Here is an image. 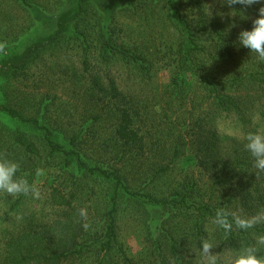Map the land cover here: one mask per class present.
<instances>
[{
	"label": "rangeland",
	"instance_id": "rangeland-1",
	"mask_svg": "<svg viewBox=\"0 0 264 264\" xmlns=\"http://www.w3.org/2000/svg\"><path fill=\"white\" fill-rule=\"evenodd\" d=\"M79 1L28 0L38 9L39 14L34 15L20 0H0V45H3L0 48V105L18 111L25 118H39L42 123L49 121L48 117V125L56 129L59 142L67 143L93 124L92 119L85 122L84 115L92 108L96 111L86 93L88 83L85 85L79 80L87 58V46L91 50L89 56L96 61L99 46L106 37H111L116 45L138 49L154 67L151 77L143 78L121 60H114L111 65L120 92L132 100L138 112L134 126L141 138L140 154H128L123 163H117L112 139L116 117L106 115L94 123L92 129L97 132L96 139L90 136L83 147H69L80 151L88 164L108 170L118 167L129 172L131 161L142 164L136 174L128 175L131 191L140 195L130 196L120 190L116 214L118 246L110 254L105 253L100 242L105 238L109 223L107 215L112 208L114 183L99 174L80 172L77 162L68 165L64 155L51 153L43 132L12 119L0 108V153L18 161L21 172L27 173L42 192L39 200L25 198L18 206L17 217L11 220L7 218L8 208L4 202L10 196L0 194V256L8 238L22 231H47L55 222L64 219L62 210H55L48 197L51 190L57 188L72 199L75 207L87 209V221L83 219V222L90 223L91 228L84 229L81 239L88 244L98 240L81 255L72 256L61 264H126L119 247L133 263L145 264L149 260L150 247L157 243L161 242L167 252V228L172 227L177 232L176 237L192 240L190 227L193 224V220H187L190 214L154 203L146 195L170 201L173 191H183L185 183L197 180L198 186L188 204L199 207L210 201L221 207L226 199L221 196L236 192V186L229 191L220 182L237 177L238 170L231 168L229 175L215 184L214 179L220 176L212 175V168H205L203 162L200 164L204 156L196 152L198 128L194 127L201 116L206 129L204 136L201 135L203 139L211 135L208 131L220 138L216 154L219 165L243 153L247 126L240 123L237 115L221 110L211 112L214 95L206 83L228 85L234 78H245L252 69L264 64L238 41L242 30L251 29L262 5H242L235 9L229 7L226 0H198L202 5L199 9L195 0H173L196 32L197 44L202 48L196 65L188 63L186 67L190 68L180 76L185 88L181 94L176 90L172 92V83L179 72V58L187 51L188 43L184 23L169 9L168 0H88L82 18L70 26L67 34L52 39L60 14L75 8ZM210 8L212 16L205 14ZM233 10L242 11L248 18L232 16ZM224 47L227 55L221 56ZM28 48L36 52L24 63L22 54ZM262 71L253 73L261 75ZM253 110L256 113V108ZM18 132L33 145L35 153L16 142ZM175 133L177 137L183 134L186 145L171 168L153 182L154 174L150 170L156 164L171 161ZM38 168L43 169L42 175L36 174ZM253 172L257 174L256 170ZM207 227L212 236L215 226L210 222Z\"/></svg>",
	"mask_w": 264,
	"mask_h": 264
},
{
	"label": "trees",
	"instance_id": "trees-1",
	"mask_svg": "<svg viewBox=\"0 0 264 264\" xmlns=\"http://www.w3.org/2000/svg\"><path fill=\"white\" fill-rule=\"evenodd\" d=\"M88 0H80L78 5L70 10L64 11L60 14L57 21V31L51 37L59 38L60 36L67 34L70 30V26L77 23L85 13V4ZM196 6L199 9L202 8L201 3L195 0ZM227 1V0H226ZM22 5L33 12L34 15H38V9L34 8L28 0H20ZM169 9L175 14V16L184 23L186 39L188 43V49L184 55L179 58L178 70L179 72L173 78L172 92L178 91L183 93L184 79H181V74L186 70L187 64L195 66L199 57V51L202 48L197 44L196 32L189 24L186 17L183 15L181 9L174 3L173 0L167 2ZM199 4V5H198ZM242 5H232L235 9H240ZM103 44L99 46V57L97 61L91 58L90 47L87 46L86 54L87 58L84 60L83 68L79 74V80L83 84H87V96L94 108L90 110L89 114L84 115V121L87 122L92 119L93 124L86 129H82L78 134L72 136L69 142H59L57 139L56 129H52L48 124L49 121L42 123L39 118H25L18 111L2 107L12 119L28 124L31 128L44 133L45 141L51 150L52 154H62L67 160V164L71 165L72 161L77 162V169L80 172H87L90 174H99L104 178L111 180L114 185V197L112 198V208L108 212V227L105 238L100 243L101 249L110 254L115 246H118V232L116 225V214L118 213V199L120 197V190H124L126 194L130 196H138L140 194L131 191L128 182L129 174H136L142 167V164L131 161L130 171H126L124 168L112 167L111 170L104 169L98 166H92L88 164L83 158L80 151L71 149L73 146H82L84 142H87L90 136H97V132L93 131L94 123L101 119L103 116H115L116 127L112 132V139L114 143V153L117 163H123L125 157L129 154H136L141 147L140 136L137 129H135L134 117L138 115L137 110L130 98H127L120 92V87L116 83V79L113 77L112 62L114 60H121L127 66L132 67L136 74L143 76V78L151 77L154 70L153 65L147 62L145 56L138 52V49L132 50L128 46L116 45L113 43L112 38H104ZM226 47L221 51V56H226ZM36 50L28 48L24 51V63H27L29 59L34 56ZM249 70V69H248ZM256 70H263L261 75L253 73ZM253 72L247 73L246 77H236L228 83V85H219L217 83H206V86H210V91L214 95L213 103L214 109L211 112L223 111L228 115H237L240 117V123L246 125L247 132L255 131L257 129L264 130V64L256 69H252ZM253 73V74H252ZM261 76V77H260ZM211 84V85H209ZM204 99H202V102ZM140 102V101H139ZM183 105V102L181 103ZM201 106V105H200ZM256 108V113L253 110ZM252 109V110H251ZM93 110V111H92ZM251 110V111H250ZM208 113V116L211 114ZM253 112V113H252ZM45 116V115H44ZM203 117L199 116L195 121V127L198 131L197 136V153L203 155L204 159L202 166L208 169L212 168V175L220 176L214 179L215 184H219V179L227 177L231 172V168L238 170L237 177L231 179L221 180V184L224 185L225 190L231 191V187L236 186V192L230 195H223L226 197L222 206L230 208L232 211L234 208L240 209L238 214L244 216H254L258 211L264 209V175L258 176L253 170L252 161L249 155L243 151L240 156L236 158H229L222 165L216 161V154L219 147L220 138L217 137L212 131L207 133L210 136L203 139L205 133V126ZM195 130V129H193ZM202 135V136H201ZM175 140L171 147V161L167 164H160L150 171H153L152 181L154 182L160 175L166 173L175 160L180 157L182 148L186 145L185 137L183 134L177 137L176 133L173 135ZM16 142L25 147L29 152L35 153V149L31 143L25 138L22 132L17 133ZM69 149H68V148ZM217 148V149H216ZM163 151V148H162ZM121 154V155H120ZM140 154V153H139ZM132 157V156H131ZM136 157V156H135ZM137 159V158H132ZM234 166V167H233ZM33 176V174H31ZM31 181V177H28ZM212 188H213V183ZM198 186L197 180H190L183 185V191H173L171 193L170 201L167 198H157L155 195H146L154 203H163L165 206L169 205L177 211L182 210L186 214H190V219L193 220V224L190 227L191 239H182L176 237L177 232L173 231L172 227L167 228V236L164 234V238H167L168 246L167 252L162 243H157L153 248L149 250V260L145 264H200L199 253L197 248L199 246L201 238H212L217 248L213 251L217 254L221 253L222 256L231 248H239L240 243H249L254 239L253 233H264V224L258 225L255 229L248 232H243L233 228V231L225 236L223 231L218 230L216 227L214 234L211 236L207 231L208 223L211 222V217L215 215V211L218 208L212 202L196 207V205L188 204V199L193 198L196 187ZM49 201L51 206L57 210H62V216L64 219L55 222V225H51L47 231L40 233L22 231L16 237H10L6 240L2 246L3 253L0 256V264H61L64 260L75 256L81 255L84 250L89 246H94L97 241L86 243L82 240L84 235L83 218L79 216V210L72 203V199L66 196L59 189H52L49 194ZM73 197V194H71ZM228 197V199H227ZM5 202L7 205V214L10 220L15 219L18 215V206L21 205L25 197L21 196L13 201L10 197ZM212 198L211 196L209 197ZM169 202V203H168ZM5 212V213H6ZM11 213L13 215H11ZM182 215V214H179ZM166 222L164 223V225ZM164 229V228H163ZM176 233V234H175ZM190 238V237H189ZM123 249L119 247V251L123 254L126 264L133 263L128 259ZM226 261V257H225ZM99 264H102L101 262ZM144 264V263H143Z\"/></svg>",
	"mask_w": 264,
	"mask_h": 264
},
{
	"label": "clouds",
	"instance_id": "clouds-1",
	"mask_svg": "<svg viewBox=\"0 0 264 264\" xmlns=\"http://www.w3.org/2000/svg\"><path fill=\"white\" fill-rule=\"evenodd\" d=\"M243 5L251 7L262 5L258 9L257 17L252 21L251 29L242 30L238 35L239 45L250 50V55L264 61V0H227V5ZM206 15L212 16V8L207 9ZM222 15V13H220ZM232 16H240L247 19L242 11L233 10ZM3 45H0L2 48ZM244 151L249 155L252 166L257 174L264 173V130L257 129L244 134ZM36 174L42 175L43 169H37ZM0 194L10 196L13 199L18 197L41 199L42 192L37 183L30 181L27 173L21 172V165L14 159L7 158L0 153ZM87 209L81 208L79 216L87 221ZM211 223L223 231L224 235H229L233 228L248 232L258 225L264 224V209L256 215L248 217L232 211L230 208L221 206L211 217ZM85 230L91 228V224H83ZM254 239L249 243H240L239 248H231L226 253H215L216 242L212 238H201L197 251L199 253L200 264H264V233H253ZM226 257V261H225Z\"/></svg>",
	"mask_w": 264,
	"mask_h": 264
}]
</instances>
